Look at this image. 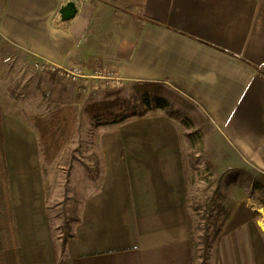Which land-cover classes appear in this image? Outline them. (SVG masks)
Wrapping results in <instances>:
<instances>
[{"label":"crops","instance_id":"crops-1","mask_svg":"<svg viewBox=\"0 0 264 264\" xmlns=\"http://www.w3.org/2000/svg\"><path fill=\"white\" fill-rule=\"evenodd\" d=\"M70 1L77 13L65 19ZM45 61L116 70L132 90L161 82L195 104L212 125V169L233 191L234 172L264 174V0H0L3 142L24 264H264L262 213L246 197L229 224L244 203L251 219L201 254L181 118L154 107L98 124L90 106L116 100L118 88L56 77L38 67ZM68 108L74 124L58 153L81 130L82 158L69 171L78 206L73 235L57 239L42 126Z\"/></svg>","mask_w":264,"mask_h":264},{"label":"rangeland","instance_id":"rangeland-1","mask_svg":"<svg viewBox=\"0 0 264 264\" xmlns=\"http://www.w3.org/2000/svg\"><path fill=\"white\" fill-rule=\"evenodd\" d=\"M115 90L116 96L118 98L120 97V99L117 104H112L108 109L97 111L100 116L99 118H101L100 120L112 121L121 115L127 116L133 113L148 111L146 105L143 103L144 93L142 91L139 92L123 87ZM16 91L17 90H14V92ZM156 92L157 91L154 89L150 90L152 95ZM164 93L171 102L169 104L170 111L181 119L189 118L190 126H186L188 132L193 133L197 131L199 133H205L204 141L206 143L212 131V125L204 114L199 111L195 104L172 89L166 87V92ZM94 113H96V111H94ZM82 122L83 121L80 120L79 124L82 125ZM80 133L81 130H76L77 136H75L74 141L70 143L69 148L65 149L64 153V149L61 153H58V151L64 148L68 142L63 144L61 141L56 142L55 139H53V141L50 139L52 149H49L47 159L45 158L46 167L51 174V177L48 179V183L51 182V186L48 188V203L57 239L67 236L64 225L68 222L71 224L76 216L78 193H76V189L72 188L69 171H71L70 167L71 164L74 163L75 157L77 155L81 157L82 155V151L76 152L77 148L81 149L82 145V134ZM188 140L190 142L189 137ZM189 144L186 153L188 159L189 212L193 222L192 230L194 238L198 243L201 254H204L210 239H214L215 236L220 235L226 230L231 220V216L227 215V212L232 213L239 204L241 198L246 197L248 206L250 205V207H253L252 205L260 206L259 209L262 213L260 220L264 223V211H262L264 210V205L259 204L260 200L264 199V174L255 176L245 172L239 174L234 172V178L240 185H235V189L231 191L230 188L232 185L226 184L227 176L209 167L211 155L210 151L207 149V145L204 144V151L200 152L196 149V147L198 148L200 146L199 142L194 148L191 142ZM205 147L207 149L206 151ZM58 165H60V168L57 167ZM61 166L63 168H61ZM94 172L95 162L92 163L90 173ZM76 174L77 172L74 174V180L77 177ZM250 181L252 185L249 186L248 183L250 184ZM220 192L235 197L234 201L222 204L221 202L223 199L220 196Z\"/></svg>","mask_w":264,"mask_h":264},{"label":"trees","instance_id":"trees-1","mask_svg":"<svg viewBox=\"0 0 264 264\" xmlns=\"http://www.w3.org/2000/svg\"><path fill=\"white\" fill-rule=\"evenodd\" d=\"M137 91H142L144 93L143 103L146 105L147 109H152L154 107H159L163 109H167L170 112L169 104L171 103L169 98L165 95L166 92V85L161 82H137L135 84ZM156 90L155 94H151L150 90ZM120 97L116 100L110 102L109 100L98 102L90 106L92 111H96V123L98 124H106V123H117L126 116L121 115L120 117L110 121V120H100L98 110H104L111 107L113 104H117ZM111 103V104H107ZM74 111L72 109H64L52 114L48 121L43 123V141L45 147V140L48 141L51 139L56 140V142L61 141L65 144L70 137L71 128L74 124L72 122L71 115ZM137 114V113H135ZM182 122L186 126H190L189 118H183ZM73 123V124H72ZM51 126L53 128H51ZM187 136L190 139L191 145L194 148L197 146L199 142L200 146L196 149L198 151H204V144H205V133L199 132H188ZM51 140L49 141L44 148L45 150V158L47 159V154L49 153V147L51 146ZM62 147V146H61ZM209 167H212V164H209ZM220 196L222 197L224 204L226 201V196L220 192ZM223 204V202H221ZM246 204H242L237 211L233 221L228 225L227 232L231 231L235 227L239 226L241 223L251 219L252 215L246 211ZM193 225V222H192ZM65 230L67 232V236H72L73 233L71 232V224L70 222L66 223ZM193 227V226H192ZM197 249V244L195 245ZM0 264H24L22 251L20 248L19 237H18V230L16 225V218L12 200V194L10 189L9 183V173L7 167V161L4 151V142H3V114L2 109L0 107Z\"/></svg>","mask_w":264,"mask_h":264},{"label":"built area","instance_id":"built-area-1","mask_svg":"<svg viewBox=\"0 0 264 264\" xmlns=\"http://www.w3.org/2000/svg\"><path fill=\"white\" fill-rule=\"evenodd\" d=\"M38 67L43 70L53 74L56 77L62 79H69L73 81H79L82 78H103L108 81V83L115 87L120 88L123 85V80L121 75L112 69H101L95 72V74H86L82 67H66L52 62H40Z\"/></svg>","mask_w":264,"mask_h":264},{"label":"water","instance_id":"water-1","mask_svg":"<svg viewBox=\"0 0 264 264\" xmlns=\"http://www.w3.org/2000/svg\"><path fill=\"white\" fill-rule=\"evenodd\" d=\"M76 13H77V7L74 1H70L66 3L62 8V16L65 19H70L74 17Z\"/></svg>","mask_w":264,"mask_h":264},{"label":"bare ground","instance_id":"bare-ground-1","mask_svg":"<svg viewBox=\"0 0 264 264\" xmlns=\"http://www.w3.org/2000/svg\"><path fill=\"white\" fill-rule=\"evenodd\" d=\"M252 208H254L255 210H257V209H259L260 208V206L259 205H256V207H252ZM260 210V209H259ZM262 211H264V210H262Z\"/></svg>","mask_w":264,"mask_h":264}]
</instances>
